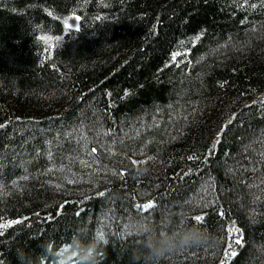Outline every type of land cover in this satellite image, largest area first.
<instances>
[{"label": "trees", "instance_id": "16d2710c", "mask_svg": "<svg viewBox=\"0 0 264 264\" xmlns=\"http://www.w3.org/2000/svg\"><path fill=\"white\" fill-rule=\"evenodd\" d=\"M0 225V264H264V0H0Z\"/></svg>", "mask_w": 264, "mask_h": 264}, {"label": "clouds", "instance_id": "9594fccd", "mask_svg": "<svg viewBox=\"0 0 264 264\" xmlns=\"http://www.w3.org/2000/svg\"><path fill=\"white\" fill-rule=\"evenodd\" d=\"M39 43V41H37ZM127 231L140 237V243L148 250L152 257H162L179 249L203 244L205 234L196 227L178 225L169 232L167 226H157L147 219L133 218L128 222ZM102 243H106L103 236L95 235L87 244H83L80 235H73L70 243L52 252L45 245V251L55 257V264H96V253Z\"/></svg>", "mask_w": 264, "mask_h": 264}, {"label": "snow or ice", "instance_id": "6c2138e0", "mask_svg": "<svg viewBox=\"0 0 264 264\" xmlns=\"http://www.w3.org/2000/svg\"><path fill=\"white\" fill-rule=\"evenodd\" d=\"M77 19H79V17H77ZM64 24H65V27H66V28H71V27H73L72 25L68 24V21H67V20L64 21ZM76 28H77V30H78V29H79V26L77 25ZM38 39H39L40 41H42L45 45H47V46H48V49L50 50L52 47H54V43H53L54 39L58 42L60 38H59V37L53 38V37L48 36V35H42V36H40ZM176 55H179V53L173 55L172 59H173L174 61L176 60ZM151 207H152L151 204L145 205V206H144V210H147V209H149V208H151ZM196 220H197V221H202V220H203V217H196ZM8 226H9V225H0V227H4V228H6V227H8ZM98 235L103 236V233H102V232H99ZM235 243L239 244V243H241V240H240L239 238H237V239L235 240ZM229 247L231 248V245H230ZM231 254H232V255H235V251H232ZM226 255H227V253H226Z\"/></svg>", "mask_w": 264, "mask_h": 264}, {"label": "rangeland", "instance_id": "374dc122", "mask_svg": "<svg viewBox=\"0 0 264 264\" xmlns=\"http://www.w3.org/2000/svg\"><path fill=\"white\" fill-rule=\"evenodd\" d=\"M77 15H69L65 18V20L68 21V24L72 25L75 28L78 25L79 20L77 19Z\"/></svg>", "mask_w": 264, "mask_h": 264}]
</instances>
